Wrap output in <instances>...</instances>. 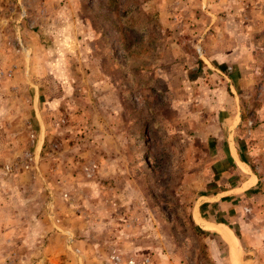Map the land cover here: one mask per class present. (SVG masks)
<instances>
[{
	"label": "rangeland",
	"instance_id": "obj_1",
	"mask_svg": "<svg viewBox=\"0 0 264 264\" xmlns=\"http://www.w3.org/2000/svg\"><path fill=\"white\" fill-rule=\"evenodd\" d=\"M231 26L236 137L259 180L241 219L264 226V0H0V231L15 216L26 236L0 238V264H230L191 222L198 150L175 132L187 107L176 123L166 106L185 70L216 86L205 49ZM230 227L233 260L264 264Z\"/></svg>",
	"mask_w": 264,
	"mask_h": 264
},
{
	"label": "crops",
	"instance_id": "obj_2",
	"mask_svg": "<svg viewBox=\"0 0 264 264\" xmlns=\"http://www.w3.org/2000/svg\"><path fill=\"white\" fill-rule=\"evenodd\" d=\"M218 38L210 49H205L210 62L207 61L209 63L207 66L204 64L219 73L211 76L216 86L208 83L204 89L195 90L192 84L196 79H191L188 74L190 71L183 67L186 73L183 80H187L188 84L183 81L182 97H177L176 92L168 94L170 101L166 108L176 113L175 121L179 123L183 121L182 117L187 107L189 116L186 120L187 130L183 132L178 128L175 132L185 148L195 147L198 150L197 156L191 161L196 164V171L183 177L184 182H197L196 194H200L198 203L194 202L190 207L191 222L204 233L219 238L227 248L229 263L237 264L232 258L229 243L233 246V238L237 241L236 247L233 246L236 258V252L241 248L240 240L230 226L239 227L240 237L253 247L249 249L252 254L257 253L254 246L264 247L262 231L264 226L252 220L246 222L241 219L244 209L255 210L244 207L243 202L246 194L258 185L259 180L250 168L249 154L242 150L236 137L241 117L237 108L238 96L233 90V84L240 80L242 69L241 72L239 67L232 69V64L238 63L237 50L232 45V26L220 28ZM191 65L189 63V66ZM199 71L201 72V68L196 70L195 74ZM170 78L172 76L169 73L165 74L164 79L174 88ZM190 193L193 194V191ZM7 217L6 215L5 221ZM9 223L10 228L5 229L4 233L0 231V238H19L21 241L20 238L26 237L22 233L21 219H16L15 216L12 219L8 217ZM253 257L255 260L258 259L255 254ZM55 258L57 257L52 252L48 258L51 264H58Z\"/></svg>",
	"mask_w": 264,
	"mask_h": 264
},
{
	"label": "trees",
	"instance_id": "obj_3",
	"mask_svg": "<svg viewBox=\"0 0 264 264\" xmlns=\"http://www.w3.org/2000/svg\"><path fill=\"white\" fill-rule=\"evenodd\" d=\"M221 243L223 244V242L221 241ZM224 245V244H223Z\"/></svg>",
	"mask_w": 264,
	"mask_h": 264
}]
</instances>
